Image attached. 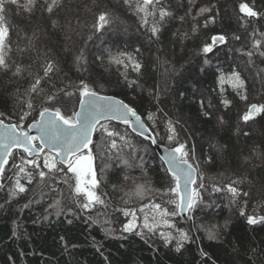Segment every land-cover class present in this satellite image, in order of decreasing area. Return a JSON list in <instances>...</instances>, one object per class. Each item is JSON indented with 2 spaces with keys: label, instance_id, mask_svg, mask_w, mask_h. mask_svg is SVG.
<instances>
[{
  "label": "trees",
  "instance_id": "obj_1",
  "mask_svg": "<svg viewBox=\"0 0 264 264\" xmlns=\"http://www.w3.org/2000/svg\"><path fill=\"white\" fill-rule=\"evenodd\" d=\"M118 1L125 4L124 0L5 3L2 15L8 35L2 54L7 68H0V119L25 131L44 108L54 111L62 104L71 113L77 109L84 84L97 94L124 99L148 122L157 144L167 149L184 145L185 159L197 170V203L185 220L178 213L168 217L172 228L160 224L153 232L145 229V214L149 223L155 216L150 205L177 211L169 202L177 197L168 191L175 182L148 140L126 125L103 123L107 132L99 125L86 152H93L96 191L104 204L90 209H82L83 198L73 196L70 185L75 180L66 166L57 164L58 170L49 172L42 156L29 159L24 152L11 154L0 177V264H264V221L247 222L250 215L264 217V112L251 122L242 119L250 105H264V96L260 80L251 84L234 60L243 58L253 67L264 61V43L257 33L264 0H159L144 12L137 9L143 0H129L126 5L137 13L133 17L141 33L128 41L109 38L102 51L89 57V69H81L76 43L68 41L62 47V42L49 37L47 17L58 19L66 29L77 18L87 33L92 26L97 28L99 16L109 9L106 5ZM46 2L52 8L63 2L64 6L47 14ZM241 3L259 16L249 17L245 20L249 25L240 28L236 10ZM87 8L97 9V20L90 23ZM161 9L169 13L163 19ZM106 16L108 21L113 19ZM153 26L159 29L155 36ZM226 33H233V46L226 42L203 52L205 45H213L215 35L227 41ZM134 62L139 63V71L134 70ZM49 63L53 70L45 76ZM234 72L244 81L242 89L229 82ZM255 74L263 75L261 69ZM38 78L40 84L32 91ZM163 81L168 82L165 91ZM254 95L261 103L255 102ZM169 122L175 129L171 141ZM199 130L209 140L196 149L192 134ZM37 158L39 167L28 163ZM40 171L46 173L43 180ZM18 180L27 190L12 195ZM138 185L143 186L142 197L136 194ZM228 186L238 190L235 200ZM125 211L135 212V217L124 215ZM132 219L136 228L122 231ZM177 230L189 236L179 252L177 239L165 244L160 235L170 232L178 237ZM209 231L217 238L209 239ZM202 251L207 255L202 256Z\"/></svg>",
  "mask_w": 264,
  "mask_h": 264
},
{
  "label": "snow or ice",
  "instance_id": "obj_2",
  "mask_svg": "<svg viewBox=\"0 0 264 264\" xmlns=\"http://www.w3.org/2000/svg\"><path fill=\"white\" fill-rule=\"evenodd\" d=\"M34 0H29V3H33ZM125 4L129 3V0H124ZM159 0H143L142 4H137V9L139 11H146V8L153 3H158ZM191 2V0H190ZM5 3L16 4L17 0H0V68H7L4 56L2 54L3 47L8 35L7 28L4 26L3 20ZM240 12L244 13L248 17H256L259 15L256 11L250 8L246 3H241L239 5ZM48 11H52V7L49 6ZM207 11V9H201V12ZM169 13L163 9L160 10V17L163 19ZM97 28L102 27L104 24L108 23L106 14H101L98 18ZM147 23V21H145ZM159 31L158 27L153 26L151 28L152 35L155 36ZM224 36H214V43H223L225 41ZM212 51L210 45H205L203 48L204 53H209ZM251 55V53H249ZM79 60L80 57H77ZM131 60V57H129ZM116 63H122L119 59L115 60ZM207 62V61H206ZM133 68L135 71H139V63H133ZM53 70V66L49 63L44 69V75L47 76L49 72ZM19 71V70H17ZM221 82H223V77H221ZM229 82L232 83V86L237 89H242L244 81L240 78L239 74L234 72L232 77L229 78ZM40 84V79L38 78L35 84L32 86V91H36L37 85ZM240 93L238 92V95ZM49 100H52L53 97L49 96ZM241 99H246L245 96L241 95ZM225 105L229 102L224 101ZM31 107V104H29ZM80 111H75L71 116H66L61 113L60 108H56L54 111H50L49 108H44L40 112V119L37 120L33 125H29V128L35 127L40 133L39 137L30 136L28 132L20 130L17 131V125H3L0 121V127L6 128L5 132H0V173L4 170V164L7 163V156L11 154V149L13 147L22 148L24 152L29 154L35 153L39 156L40 152L44 151V148L47 147L50 151H54V156L45 155L43 167L47 168L49 172L57 169V164H64L67 167V172L72 173L75 183L70 185L73 196L76 199L83 198L84 202L80 204L82 209H90L95 205L104 204V200L100 195L97 194L98 180L96 179L95 172L92 166V153L89 152L87 155L82 153V148H87L90 143H92V133L98 131L96 125L100 122L101 119H117L121 120L126 124H129L133 127L143 128V124L140 121V117L137 115L136 111L131 108L128 104L124 103L121 100H116L113 97H99L97 94L89 89L87 84H84L80 90ZM264 112V105L252 104L249 107V110L242 117L243 120L248 121L254 117L256 113ZM27 115V114H26ZM129 117L134 118L135 124L133 125L129 120ZM151 114L149 119H151ZM24 117H21L23 120ZM101 129L107 132V127L101 125ZM168 129L172 135L168 136V139L171 141L175 138L174 133L175 129L172 128L171 123L169 122ZM109 136L113 133L108 132ZM39 139L41 144L37 148L33 142ZM153 143L156 141L153 140ZM115 141L112 142V147H115ZM179 154V155H176ZM188 153L184 151V145L179 144L175 149L170 150L169 152V171L172 173V179L175 182V187L170 188L168 191L173 193L177 199L169 201L174 203L177 211L169 212V210L161 207L160 204L150 205L151 209L155 213L153 217V222L149 223L148 215L144 216L143 227L149 232L155 231L160 224L168 228H172L173 225L167 219L170 216H175L179 211H188L192 209L196 203L198 197V192H189L188 185L195 182L194 172L195 169L188 163V160L185 159ZM28 163L36 165L35 160L28 161ZM21 172L24 171L23 168L20 169ZM41 180L46 176L44 171L38 173ZM67 182V180L65 181ZM181 182H183L184 188L181 189ZM31 183V179L29 180ZM235 183V182H234ZM203 186L202 184L200 185ZM27 189L23 184L16 182L15 190L12 195L18 193H24ZM219 190V189H218ZM228 191L232 194L233 200L239 195L238 190L235 187L228 186ZM138 196H143V186H137ZM244 195H247L245 193ZM56 203H59L57 201ZM145 207H149L146 205ZM143 212L144 209L142 208ZM131 214L135 217V212L129 213L124 212V215ZM244 211L241 210V215H244ZM156 216L160 217L159 220H156ZM191 219V217H189ZM259 221H264V217L248 216L247 222L251 224H256ZM135 219L129 220L127 224L124 225L122 231L132 232L136 228ZM179 232L178 237H173L171 233L160 232L161 237L164 239L165 244L169 243L172 239H177L176 251L179 252L182 245V241H187L189 236L183 230H177ZM137 235H141L140 232H136ZM209 239H216L217 235L214 232L209 231ZM202 256H206L207 253L201 252Z\"/></svg>",
  "mask_w": 264,
  "mask_h": 264
},
{
  "label": "rangeland",
  "instance_id": "obj_3",
  "mask_svg": "<svg viewBox=\"0 0 264 264\" xmlns=\"http://www.w3.org/2000/svg\"><path fill=\"white\" fill-rule=\"evenodd\" d=\"M64 2H66V4H72V3H77V0H64ZM64 2L62 4V6L58 7V5H55V7L52 8L51 14L54 13L56 10L59 11L64 6ZM49 6L52 7V3L46 2L47 14L50 12V11H48ZM106 6L109 9H106L104 13L107 15H111V16L113 15V19L108 21V23L105 25V27L103 29H101V31L97 30V28L95 29V27L92 26L93 24H90L89 26H92V27L89 28L90 30H88L86 33L85 30H83V28H82L83 26H82L80 20H78L77 18H74L72 21H70V25H69L70 27H68L66 29L64 24L63 23L60 24V21L58 19L54 18V20L52 21L49 17H47V19L49 21L48 22V24H49L48 35H49V37L54 38L55 43L58 44V42H60V43L62 42V44H63L62 47H65L67 42L69 41V42H73L74 44L76 43L77 46H79L78 54L76 55V58L80 57V59L79 60L77 59V60L80 61V63H81L80 64L81 69L82 68L89 69V68H87L89 65V57L91 55L96 54L97 51L98 52L100 50L102 51L104 49L102 46L106 45V43L109 41V38L113 42L128 41V40H134L136 38V36H138L141 33V27L139 25V22H137L136 19H134V17H133V15L135 16V15H137V13L132 12L130 10V8L127 7L126 4L118 1V3H113V5L111 4L110 6H108V5H106ZM96 10L97 9H91V8H89L88 10H85L86 16H88V17L90 16V23L97 20ZM236 11H237V15H239V17L241 18V19L240 18L237 19L238 21L236 22V25L239 26L240 28L244 27V25L245 26L249 25V22H248L250 20L249 17L246 16L244 13L240 12V8H239V10H236ZM72 16H74V15H72ZM258 18H260V17H258ZM247 19H248V21H247L248 23L245 22V20H247ZM257 33H258L259 37L261 38V42L264 43V18H261L259 25H257ZM82 34H84V35H82ZM232 35H233V33L232 34L226 33L227 41H224L223 43H217V44L213 42V37H214L213 36L211 39L212 44H213L211 46L212 49H214L213 48L214 46L224 45V43L227 44L226 42L230 43V46H233V45H231L232 43L230 42V39L234 38V36H232ZM215 36H220V35L218 34ZM83 39L85 40V42H83L84 41ZM65 42H66V44H65ZM261 50L264 51V47L261 48ZM234 60L239 65L241 71L243 72V74L247 78V80L248 79L250 80L251 84H255L257 81L260 80L261 88L263 90V96H264V61H260V60L257 61L256 65H254V67H253L250 65V63L247 60L244 62L243 58L241 59V58L237 57V58H234ZM262 60H264V59H262ZM85 69H83V70L86 71ZM259 69H261L263 75L255 74V71H257ZM88 71H90V70H88ZM163 80H165V79H163ZM167 86H168V82L163 81L162 87H163L164 91L167 90ZM107 88H109V87H107ZM107 96H113V95H107ZM254 96H255L254 100H256L255 102H259L260 99H258V98H260V97L256 96V95H254ZM122 100H124V99H122ZM124 101L126 102V100H124ZM58 102L61 103L62 100H59ZM259 103H261V101ZM58 106L61 109V113L66 115V116H71L72 113L76 111L75 110V111H72L71 113H69V111L67 109H65V107H64V109H63V107H61L62 104H58ZM252 120H253V118L248 120V121L251 122ZM146 123L148 124L147 121H146ZM192 140L194 142L195 148L201 149V147H204V145H207V141L209 140V137H208V135L205 134L204 131L199 130V131H196L192 134ZM157 145L160 146V144H157ZM15 152H19V151H15ZM88 153L89 152H86L85 155H87ZM43 154L44 155H41L42 157L40 159L42 161V163H44L45 155L53 156V155L49 154L48 152H45ZM18 158H19V156H17V159ZM34 160L36 161V164L38 165V162H39L38 158L34 159ZM121 163L123 165H125L124 162H121ZM92 166H93V170L95 172V176L97 177V174L95 171V163H93V159H92ZM220 187L224 189V186H220ZM226 189H228V187H226Z\"/></svg>",
  "mask_w": 264,
  "mask_h": 264
},
{
  "label": "water",
  "instance_id": "obj_4",
  "mask_svg": "<svg viewBox=\"0 0 264 264\" xmlns=\"http://www.w3.org/2000/svg\"><path fill=\"white\" fill-rule=\"evenodd\" d=\"M96 94H97V93H96ZM97 96H99V97H113V98L116 99V100H121V101H123L124 103H126L124 100H122V99H120V98H116V97H114V96H107V95H101V94H97ZM126 104H127V103H126ZM130 107H131V106H130ZM131 108H132V107H131ZM133 109H134V108H133ZM80 110H81V109H80V99H79V102H78V105H77V109H76V111H80ZM134 110L136 111L137 115L140 117V121H141V123H142L143 126H144L143 128H139L138 126H137V127L130 126L129 124H126V123H124L123 121H121V120H117V119H101L100 122L96 125V127H98V126H99L100 124H102V123H107V122H113V123H115V124H121V125H126V126H128L129 131H130L131 133H133L134 135H136V136H138V137H140V138L146 139V140H148V141L151 143V146L153 147L155 153L157 154V157L160 159V161H161L162 164L164 165V167H165V169H166L168 175H170V176L172 177V173L169 171V163H168L169 152H170V150H172V149H167L166 147H163V146H161V145H160V146L157 145L156 142H155V143L152 142L153 140H155V137H154V134L152 133L151 128H150L149 125L146 123L145 119L142 118L141 115L137 112V110H136V109H134ZM50 111H53V110H50ZM39 119H40V114L38 115L37 120H39ZM37 120H36V121H37ZM129 120L131 121V123H132L133 125L135 124V120H134V118L129 117ZM0 121H2V120L0 119ZM36 121L30 123L29 125H33ZM2 124L5 125V126H7V125H14V124L5 123V122H3V121H2ZM29 125H28V126H29ZM28 126H27V128H26L25 131L28 132V134H29L30 136H37V137H39L40 133L37 131V129H36L35 127L29 128ZM5 131H6V128H4V127H0V132H5ZM17 131H20V130L17 128ZM94 135H95V132L92 133V143H93V140H94ZM155 141H156V140H155ZM92 143H90V144L88 145L87 148H82V150H81L82 153L85 152V151H87V150L92 146ZM33 144H34L37 148H39V146H40V144H41V141H40L39 139H37L35 142H33ZM174 149H175V148H174ZM15 151L24 152L22 148L13 147V148L11 149V154H12L13 152H15ZM44 151L50 153V154L53 155V156L55 155V152H54V151H50L47 147L44 148ZM25 153H26V155H27V157H28L29 159H32V158L38 157L35 153H32V154H29V153H27V152H25ZM11 154H10V155H11ZM41 154H42V152H40L39 156H40ZM10 155L7 156V162H8V159H9ZM176 155H179V154H176ZM58 164H59V163H58ZM5 165H6V164H4V166H5ZM60 165L64 166V164H60ZM192 167H193V166H192ZM193 168H194V167H193ZM194 169H195V168H194ZM1 174H2V173H0V177H1ZM193 175H194V178H195V182H194V183H191V184H189V185L187 186V187H188V190H189L190 193L194 191V185H195L196 180H197V171H196V169H195V172H194ZM183 188H184V185H183V182H181V189H183ZM188 211H189V210H188ZM188 211H179V212H178V215H179L183 220H185Z\"/></svg>",
  "mask_w": 264,
  "mask_h": 264
},
{
  "label": "flooded vegetation",
  "instance_id": "obj_5",
  "mask_svg": "<svg viewBox=\"0 0 264 264\" xmlns=\"http://www.w3.org/2000/svg\"><path fill=\"white\" fill-rule=\"evenodd\" d=\"M255 104H257V103H255ZM248 110H249V108H248ZM248 110H247V112H248ZM245 115V114H244ZM245 122H247V121H245ZM249 122V121H248Z\"/></svg>",
  "mask_w": 264,
  "mask_h": 264
}]
</instances>
